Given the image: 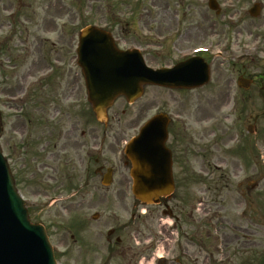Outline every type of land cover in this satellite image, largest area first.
Returning a JSON list of instances; mask_svg holds the SVG:
<instances>
[{"label": "rangeland", "instance_id": "1", "mask_svg": "<svg viewBox=\"0 0 264 264\" xmlns=\"http://www.w3.org/2000/svg\"><path fill=\"white\" fill-rule=\"evenodd\" d=\"M208 1L0 0V111L4 127L1 147L30 209L32 222L47 229L57 264H86L85 249L80 244L91 237L99 239V235L105 238L114 225H128L133 216L147 217L150 228L158 210L164 209L141 205L131 191L118 200V192L113 188L105 190L93 175V166L88 175L93 187L84 189L85 171L78 163L70 164L69 155L61 156L58 162L50 159L42 164V135L39 124L31 122L42 121L49 110L48 100L68 96L75 102L70 109L71 115L75 111L80 119L75 128L77 140L83 141L82 132L90 127L100 137L106 130L95 121L90 106L85 108L83 79L77 78L76 83L69 73L66 83L58 86L62 78L55 77L49 87L34 95L36 108L29 105L21 111L7 102L9 96L21 93L24 85L27 88L37 81L57 58L60 63L56 65L65 64L67 69L74 40L77 46L82 29L111 24L127 29L126 35L143 46L152 42L148 39H155V29L166 34L178 24H184L183 29L185 24H201L203 31L186 37L185 43L217 45L213 48L224 52L223 58L212 65L211 82L202 89L169 91L149 87L133 105L119 99L109 112L108 140H129L156 114L168 115L173 130L179 129L182 136L175 153L177 187L168 205L183 218L185 238L180 236V241L187 244L183 262L250 264L255 256H264V0H217L219 16L208 9ZM256 3L262 11L252 18L248 12ZM175 44L167 50L187 48L182 42ZM148 64L162 66L168 60L161 53ZM243 75L256 80L250 90L237 85ZM31 107L35 110L30 111ZM250 126L257 128L256 134L248 133ZM108 156L113 155L110 152ZM54 196L60 201L52 205L46 199ZM95 214L99 219H93ZM161 217L166 225L168 218ZM165 228L167 225L158 231L164 234ZM160 245L156 254L169 261L181 255L180 246ZM110 264L125 261L115 258Z\"/></svg>", "mask_w": 264, "mask_h": 264}, {"label": "water", "instance_id": "2", "mask_svg": "<svg viewBox=\"0 0 264 264\" xmlns=\"http://www.w3.org/2000/svg\"><path fill=\"white\" fill-rule=\"evenodd\" d=\"M211 9L217 6L211 3ZM260 14V7L250 11ZM109 36L94 28H87L80 38V64L88 83L89 100L98 120L106 119V112L114 101L125 96L132 103L140 98L146 84L164 87L195 88L209 80L208 68L201 62L189 61L174 70H149L139 58L112 51ZM93 51V52H92ZM93 53V57L90 56ZM90 65V66H88ZM204 67V68H203ZM86 68L90 74L87 78ZM251 81L239 79V86L248 90ZM168 119L160 115L151 120L140 136L126 150L132 164L134 195L140 201L157 203L160 197L173 191L171 154L165 148ZM256 129L249 128L254 134ZM2 134L0 116V137ZM0 264H55L51 247L42 226H33L28 212L19 198L14 180L0 149Z\"/></svg>", "mask_w": 264, "mask_h": 264}, {"label": "flooded vegetation", "instance_id": "3", "mask_svg": "<svg viewBox=\"0 0 264 264\" xmlns=\"http://www.w3.org/2000/svg\"><path fill=\"white\" fill-rule=\"evenodd\" d=\"M183 25H178L176 29V38L177 41L182 42V44H184V46H186L187 48L180 50L178 49V47H176L175 50L179 53H188L192 49L205 47L203 43L200 42L195 44L185 43L186 37H195L203 31L201 24H185L187 26L184 29ZM113 27L114 26H112L111 28L113 36L115 39H117L116 41L120 43L119 46L123 49L130 45H137L139 47L149 49V52L147 53L149 61L153 56L156 57V55H161V53H164V57L169 62L173 61V53L170 52V50H167V48L169 47V41L160 43L155 39H149L152 42L147 44L148 46H143L139 45L141 43L136 41L134 37L126 35L125 31H127V29L122 28V26L119 25L116 26V28ZM155 30L153 31L156 33V35L160 37L164 36V34L158 33L161 29ZM131 39L132 41H134V44L128 42ZM75 44L76 41L74 40V45L72 48L73 55L67 69L65 64H63L62 66L56 65L57 63H60V59L57 58L54 61L55 65L47 66L45 71L40 74V77L37 81H35L31 85H28L27 88L24 85L23 89H21V93L14 96H9L8 99L10 101L18 100V98H20V101L18 103L8 102V105L12 108L13 106H17L21 111H24V109H26L29 105H31L33 108H36L37 101L35 102L34 95L37 91L42 90L45 87H49L52 79H56L58 76L62 78V82H60L58 86H63L66 83L65 77H67L69 73L75 77L74 79L76 83L77 78H79V80H82L83 77L81 71L76 66ZM174 45L177 44L174 43ZM156 48L159 51H157ZM60 70H62V73L60 72ZM74 70H78V72H75ZM74 90H76L75 84ZM70 100L71 99L68 96H65L61 100L58 98H56V101L48 100L46 106L49 108V110L44 115L42 121L31 122V124L34 125L36 123L39 124V130L42 135L40 139L38 138L40 142V152H42L43 154L42 164L45 160L50 159L58 162L61 156L65 157L66 155H69V163L73 166H76V164L78 163L79 166L85 171L86 181L83 184L84 189L93 187V185H91L92 179L90 180L88 176L90 173H92L93 166V175L100 179L103 188L105 190L113 188L118 192V198L121 197L123 193L130 191L132 188V183L128 176V162L122 157V154L120 153L124 142L117 138H113L111 142L108 140V124L105 125L106 130L103 132V135L101 137L96 135V132L90 127L87 132H82L81 139L84 140H77V136H75V128L80 119L77 118L78 114L75 111L73 112V115H71L70 107H75V102ZM85 103V108L90 106V104L87 102L86 96ZM63 104L66 105L63 106ZM32 107L29 108L30 111L35 110ZM90 110L92 112L91 106ZM84 118H86V113L84 114ZM26 126L28 128L29 122L28 124H26ZM173 129L174 127H171L170 124L168 128V146L172 150L174 167L178 164V158L177 156L175 157L176 145L181 142L182 136L179 133V129L177 131H174ZM27 133L28 132H26V135ZM99 138H101V140H99ZM52 140H55L53 141V145H51ZM110 152L113 155L112 157L108 156ZM84 159L88 160L86 164L84 162ZM185 169L186 167L184 166L181 168V171L184 172ZM104 182L110 183V185L106 187L104 186ZM83 188L80 187V190H83ZM118 200H123V198H119ZM171 201L172 199L165 201L163 204L161 201L159 207L165 208V211H163V213L167 214L170 219L174 220V224H176L175 231H178V226L181 224L182 219L181 216L177 215L175 209L168 205V203H170ZM162 210L163 208L159 209L158 214L153 217V221H151V224L153 225L150 226V228L147 227L148 218H143L142 216H133L130 218L131 223L128 225H114L113 228L107 231L105 238L103 237V235H99V239H97L96 237H91L84 244H80L79 240H75L78 244H80L81 247H84L85 249V259L87 260L86 264H110L115 258L122 259L123 261H125V264H146L140 262L141 255H146L151 259L156 248L161 243L166 242L168 245V243L171 244L174 242V232H167L163 234L161 231H158V229L162 226V221L159 216V212ZM147 230L150 231L146 235ZM160 235H163L165 238L160 237ZM177 236V242H179V233ZM181 249L182 251L186 252L187 244L181 243ZM176 262L177 264H183L181 259H177Z\"/></svg>", "mask_w": 264, "mask_h": 264}, {"label": "trees", "instance_id": "4", "mask_svg": "<svg viewBox=\"0 0 264 264\" xmlns=\"http://www.w3.org/2000/svg\"><path fill=\"white\" fill-rule=\"evenodd\" d=\"M257 259H255V261H253L254 262V264H264V257H263V259L260 261V260H257ZM253 264V263H252Z\"/></svg>", "mask_w": 264, "mask_h": 264}]
</instances>
